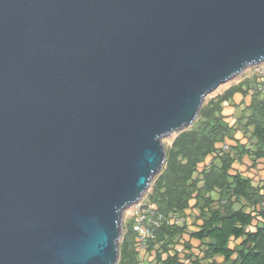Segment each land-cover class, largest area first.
<instances>
[{"label": "water", "instance_id": "obj_1", "mask_svg": "<svg viewBox=\"0 0 264 264\" xmlns=\"http://www.w3.org/2000/svg\"><path fill=\"white\" fill-rule=\"evenodd\" d=\"M264 63V0H0V264H117L162 139Z\"/></svg>", "mask_w": 264, "mask_h": 264}, {"label": "trees", "instance_id": "obj_2", "mask_svg": "<svg viewBox=\"0 0 264 264\" xmlns=\"http://www.w3.org/2000/svg\"><path fill=\"white\" fill-rule=\"evenodd\" d=\"M261 84L256 73L230 85L204 101L193 123L174 134L145 192L165 220L141 248L133 217L123 222L117 264H264V178L255 181L233 169L245 155L264 158ZM237 92L251 93L248 105L234 103ZM226 103L239 110L232 122L223 112ZM237 131L245 141L235 137ZM174 214L183 220L170 223Z\"/></svg>", "mask_w": 264, "mask_h": 264}, {"label": "built area", "instance_id": "obj_3", "mask_svg": "<svg viewBox=\"0 0 264 264\" xmlns=\"http://www.w3.org/2000/svg\"><path fill=\"white\" fill-rule=\"evenodd\" d=\"M257 79L262 82L264 88V64L257 71ZM220 147H227V144L221 143ZM133 229L136 233L137 247H141L146 238L153 237L155 229L165 220L163 214L155 207V205L143 197L133 204ZM183 220L180 216L174 214L168 218L170 223H177Z\"/></svg>", "mask_w": 264, "mask_h": 264}, {"label": "crops", "instance_id": "obj_4", "mask_svg": "<svg viewBox=\"0 0 264 264\" xmlns=\"http://www.w3.org/2000/svg\"><path fill=\"white\" fill-rule=\"evenodd\" d=\"M251 93H248L246 95H243L240 92H237L233 95V101L235 104H238L240 101L245 102L247 105L250 102ZM235 111H236V106L232 105V104H227L224 106L223 112L225 115H227V120H229L230 122H232L233 120H235ZM235 137L242 139L243 141H245L246 139L242 138V132L241 131H237L235 133ZM226 143H233V141L230 139L226 140ZM233 169L235 171H239L240 173H242L243 175L249 176L251 177V175H253L254 173H256V180L262 179L264 178V158H260V159H252L250 156L245 155L243 157V159L241 161L235 162L233 165ZM189 218L193 217L190 216ZM190 229H193L194 226H189ZM141 248V247H140ZM141 254L144 255L146 253H144V251L141 249ZM141 255V256H142ZM147 256V254L145 255ZM143 256V257H145Z\"/></svg>", "mask_w": 264, "mask_h": 264}, {"label": "rangeland", "instance_id": "obj_5", "mask_svg": "<svg viewBox=\"0 0 264 264\" xmlns=\"http://www.w3.org/2000/svg\"><path fill=\"white\" fill-rule=\"evenodd\" d=\"M264 63H260V64H256V65H251L249 67H247L243 72H241L240 74H238L237 76H235L233 79L219 85L215 90H213L211 93H209L204 101L206 102L207 100H209L211 97L217 95V94H220L222 93L225 89H227L230 85H233V84H236L240 81H242L245 77H251L252 75H256L258 69L260 66H262ZM237 105H247L245 102H242L240 101ZM236 113L239 114V110L238 112L235 111V115ZM175 134V133H174ZM174 134L170 135V136H167V137H164L162 139V142H163V145L164 147H167L171 144L172 142V139L174 138ZM256 173H254L253 175H251V178L256 180ZM143 199H146V196L145 194L143 195ZM133 204L130 205L124 212H123V219H122V223L124 222H127L128 220L132 219L133 217V212H134V209H133ZM188 223L189 225L193 226L192 225V218H189L188 219ZM234 242L231 243V246H233ZM219 261L222 260V257H219L218 258Z\"/></svg>", "mask_w": 264, "mask_h": 264}]
</instances>
